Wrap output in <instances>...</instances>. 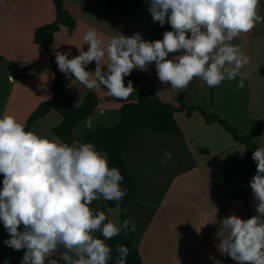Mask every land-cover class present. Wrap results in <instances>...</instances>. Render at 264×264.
Here are the masks:
<instances>
[{"label":"crops","instance_id":"obj_1","mask_svg":"<svg viewBox=\"0 0 264 264\" xmlns=\"http://www.w3.org/2000/svg\"><path fill=\"white\" fill-rule=\"evenodd\" d=\"M115 1L120 7L135 8L143 0ZM64 3L76 27L72 34L65 27L55 34L51 46L55 57L57 52L70 53L68 58L72 59L80 54L78 48L87 51L83 37L89 29L96 30L107 43L118 33L126 37L135 33L143 36L160 26L153 21L146 1L139 12L121 17L116 16L106 0H64ZM258 15L264 17V5H259ZM55 20L53 0H0V117L5 113L13 115L26 126L37 107L51 97L54 69L58 65L35 43L34 33ZM166 25L170 24L166 22L163 26ZM231 43L239 45L250 58L242 69L249 74L243 89L237 88L239 77L226 79L216 87H208L194 78L186 90L177 93L159 81L154 62L147 70L132 72L139 74L144 89L162 101L179 107L183 95L188 106L212 110L246 134L255 123L264 120V77L259 73L264 66V22ZM85 67L86 71L94 72L95 61ZM10 77L14 78L12 82ZM75 80L74 76L63 78L68 98L74 104L82 105L90 92L99 98L92 117L74 130L75 138L115 125L120 120L122 101L109 96L103 86L89 90ZM137 98V94H131L128 101L135 102ZM175 118L179 132L139 128L123 148L136 186L135 199L126 206L125 215L136 224L134 240L143 264H232L218 247L221 238L227 235L222 220L233 214L244 220L257 215V202L250 187L256 162L253 160L246 168L247 147L236 142L219 124H206L200 111L188 115L186 110H179ZM61 121L58 113L51 112L37 120L31 132L60 143L52 129ZM253 141L264 148V131ZM164 150L172 158L161 164ZM97 205L105 212L106 222L120 225L118 209L109 208L103 199L94 201L91 207L96 209ZM20 228L23 230L22 225ZM95 235L103 239L99 232ZM7 239L9 234L0 221V264H21L26 249L17 251L6 246ZM54 258L58 259V254Z\"/></svg>","mask_w":264,"mask_h":264},{"label":"clouds","instance_id":"obj_2","mask_svg":"<svg viewBox=\"0 0 264 264\" xmlns=\"http://www.w3.org/2000/svg\"><path fill=\"white\" fill-rule=\"evenodd\" d=\"M146 2L154 22L171 25L172 31L164 32L162 40L118 33L106 43L89 29L83 37L87 51L78 48L80 54L72 59L70 53H56L58 70L89 90L103 86L118 101H127L135 91L132 81L125 86L124 77L133 69L147 70L153 62L159 81L177 93L194 78L216 87L239 77L237 88H244L249 74L242 69L250 58L231 42L264 22L258 15L259 0ZM169 54L175 55L168 59ZM93 61L94 72L86 71ZM171 158L164 150L160 162ZM252 159L256 174L250 187L257 215L247 220L235 214L224 218L227 235L218 245L238 264H264V148L255 150ZM0 174V221L9 234L4 244L17 251L26 249L21 264H109L113 249L105 241L121 231L127 236L137 230L132 217L117 225L106 222L99 205L91 207L101 199L122 202L127 194L120 170L110 167L106 154L91 143H57L26 131L15 116L5 113L0 117ZM115 251V264H126L129 248L117 245Z\"/></svg>","mask_w":264,"mask_h":264},{"label":"trees","instance_id":"obj_3","mask_svg":"<svg viewBox=\"0 0 264 264\" xmlns=\"http://www.w3.org/2000/svg\"><path fill=\"white\" fill-rule=\"evenodd\" d=\"M114 10L117 17L124 15L135 14L139 12L146 0L140 2L135 8L120 7L115 0H106ZM56 10V20L51 23L39 27L35 30V43L40 45L43 50L54 60L56 57L51 48L55 34L65 27L69 34H72L76 27V21L65 8L64 0H53ZM259 5H264V1ZM166 31H172L170 25L157 26L151 31L141 36L146 41L162 40L163 34ZM175 54H169L173 56ZM176 55H179L177 53ZM55 77L51 83V97L42 102L37 109L28 118L25 130L31 131L34 123L45 117L51 112L58 113L62 121L52 129L53 134L60 143H67L70 146L75 143H91L96 150L102 154H106L110 167H116L120 170L124 177L121 182L122 188H127V194L122 202L105 201L109 208H116L120 211V224L126 218V206L135 199L136 186L133 176L127 166L123 148L135 130L139 128L148 129L154 132L177 131L175 113L179 110H186L188 115L195 111H200L204 116L206 124L217 123L228 131L233 139L247 147V159L245 162L246 168L253 161L252 154L259 147L254 143L253 139L264 131V120H261L253 125L251 130L246 134H241L229 121L222 118L219 114L212 110H204L196 106H188L185 103L184 96L179 98V107L171 103H167L159 99L152 91L142 87L140 76L136 72H131L130 75L124 77L125 86L130 80L133 83L135 91L132 94H137L138 98L135 102L122 101L120 108V120L113 126L100 127L96 131L86 132L79 138H75L74 130L76 127L92 117L99 104V98L94 92L88 93L84 103L80 106L74 104L66 93V88L63 83V78L66 76L60 72L57 67L54 69ZM259 73L264 77V66L260 68ZM3 187V174H0V189ZM119 205V206H117ZM107 244L113 249L112 259L109 264H115L116 246L124 245L130 250L126 260V264H143L140 251L134 240V233L129 232L127 236L121 231L119 235L108 240ZM229 257V256H228ZM232 264L238 262L229 257Z\"/></svg>","mask_w":264,"mask_h":264},{"label":"built area","instance_id":"obj_4","mask_svg":"<svg viewBox=\"0 0 264 264\" xmlns=\"http://www.w3.org/2000/svg\"><path fill=\"white\" fill-rule=\"evenodd\" d=\"M9 80L12 82L14 80V78L13 77H10Z\"/></svg>","mask_w":264,"mask_h":264}]
</instances>
